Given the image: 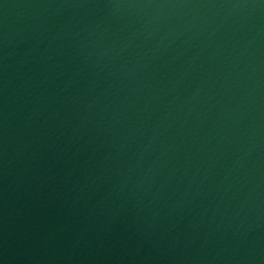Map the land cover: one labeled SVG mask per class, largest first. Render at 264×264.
<instances>
[{
  "label": "water",
  "instance_id": "95a60500",
  "mask_svg": "<svg viewBox=\"0 0 264 264\" xmlns=\"http://www.w3.org/2000/svg\"><path fill=\"white\" fill-rule=\"evenodd\" d=\"M264 58V0H0V236Z\"/></svg>",
  "mask_w": 264,
  "mask_h": 264
}]
</instances>
